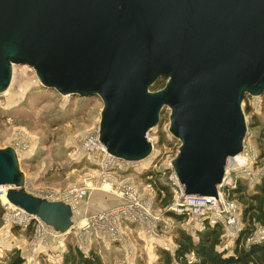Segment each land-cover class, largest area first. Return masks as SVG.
I'll list each match as a JSON object with an SVG mask.
<instances>
[{
  "label": "water",
  "instance_id": "obj_1",
  "mask_svg": "<svg viewBox=\"0 0 264 264\" xmlns=\"http://www.w3.org/2000/svg\"><path fill=\"white\" fill-rule=\"evenodd\" d=\"M13 66L62 97H98L99 142L118 161L150 157L147 135L169 109L184 194L217 199L246 139L243 101L264 95V0H0V94ZM24 184L15 150H0L6 201L70 232L71 207ZM4 214L0 199V229Z\"/></svg>",
  "mask_w": 264,
  "mask_h": 264
},
{
  "label": "rangeland",
  "instance_id": "obj_2",
  "mask_svg": "<svg viewBox=\"0 0 264 264\" xmlns=\"http://www.w3.org/2000/svg\"><path fill=\"white\" fill-rule=\"evenodd\" d=\"M164 85L165 82L159 89L151 91L161 90ZM102 109L98 97H62L41 87L35 72L27 66H13L11 84L5 93L0 94V150L13 148L18 154L28 192L61 193L73 186L88 185L74 217L76 226H81L91 216L86 210L88 206L106 207L113 201L110 195H115L122 180L129 179L140 192L147 191L144 187L148 183L158 189L157 184L165 183V166L172 163L180 146L168 132L170 111L164 108L158 126L149 133L153 139L156 166L153 167L149 160L142 161L139 169L146 171L149 168L146 173L115 169L100 177V169L76 148L84 137L98 131ZM242 110L249 133L247 139L255 149L259 164L264 165V95L257 98L246 96ZM151 173L159 176L151 177ZM152 191L151 211L160 219L158 230L164 232V240L147 243L139 236L140 227L123 223L125 244L97 245L99 250L92 251L100 257L101 264H162L159 253L163 250V243L171 244L168 252L173 253L176 231L186 219L177 223L169 218L166 210L157 203L159 193L153 187ZM192 237L196 240V234ZM62 244V249L57 251L55 240L48 234L38 233L32 225L25 229L18 225L9 226V229L2 227L0 264H7L9 254L14 250L21 253L23 264H62L68 247L77 246L70 232L63 236ZM232 249L233 245L226 251L232 252Z\"/></svg>",
  "mask_w": 264,
  "mask_h": 264
},
{
  "label": "built area",
  "instance_id": "obj_3",
  "mask_svg": "<svg viewBox=\"0 0 264 264\" xmlns=\"http://www.w3.org/2000/svg\"><path fill=\"white\" fill-rule=\"evenodd\" d=\"M247 135H249L248 132ZM247 135L243 142L242 152L234 158H229L226 162L222 183L217 189V199L186 196L171 163H167L164 168L166 182L170 185L174 197L168 210L177 215L185 216L186 220L181 224V227L191 236L203 231L206 226L222 225L221 246L217 247L219 252H228L226 250L234 245L238 233L242 229L241 210L238 203L229 198L230 190L235 188L239 180L245 181L248 187L252 189L264 177V165L259 164L258 156L254 147L249 143ZM147 140L151 143L153 149V139L149 134ZM76 149L79 153L87 155L89 160L100 169V177L115 169L139 174L146 173L149 169L143 171L144 169H139L140 162H123L110 156L99 142L98 131L84 137ZM148 160L153 167L156 166L157 161L154 162L153 152L145 161ZM151 185V183H148L144 187L147 191L140 192L139 188L134 186L129 179L120 181L115 192L118 202L114 206L89 216L81 226L74 224L70 233L74 235L76 248L84 256H88L92 252L93 237L100 239L105 245L125 244L127 238L121 228L123 223L140 227V233L147 243L162 242L164 232L158 230L160 219L151 211L154 199L152 187L157 193H159V190L153 185L151 187ZM24 188L28 192L26 180ZM7 189V187H0V198L3 196L5 199ZM87 190V185H80L73 186L61 193L40 191L32 195L48 201H61L68 204L71 207L74 219L78 212V204L86 195ZM1 204L5 211L3 228L9 229V226L18 225L25 229L27 226L32 225L38 233L48 234L55 240L57 251L62 249L63 236L66 234L54 232L38 218L10 205L6 199ZM262 242H264V225L256 227L253 235L247 240V245H257ZM170 245L163 243V250L167 252L171 250Z\"/></svg>",
  "mask_w": 264,
  "mask_h": 264
},
{
  "label": "trees",
  "instance_id": "obj_4",
  "mask_svg": "<svg viewBox=\"0 0 264 264\" xmlns=\"http://www.w3.org/2000/svg\"><path fill=\"white\" fill-rule=\"evenodd\" d=\"M164 82L157 81L152 90L159 89ZM158 176L156 173H151V177ZM157 185L159 207L166 210L169 218L181 223L185 219L184 216L168 210L174 200L170 185L167 184L166 179L163 185ZM229 198L238 203L242 223V229L234 242L231 254L226 255L225 252L217 250L222 241V225L206 226L203 231L196 234V240L180 227L176 231L174 252L162 250L159 253L162 264H264V242L247 245V240L253 235L256 227L264 225V177L252 189L245 181H237L235 188L229 192ZM7 261V264L24 263L19 250L12 251ZM100 261V257L94 252L84 256L76 247L69 246L62 264H101Z\"/></svg>",
  "mask_w": 264,
  "mask_h": 264
},
{
  "label": "crops",
  "instance_id": "obj_5",
  "mask_svg": "<svg viewBox=\"0 0 264 264\" xmlns=\"http://www.w3.org/2000/svg\"><path fill=\"white\" fill-rule=\"evenodd\" d=\"M112 198H113V201H110L109 202V204L107 203V206L106 207H96L95 205L94 206H92V207H87L86 208V210L88 211V213L89 214H91V215H93V214H95V213H97V212H99V211H102V210H105L106 208H109V207H112V206H114L117 202H118V200H117V198L115 197V195H110ZM109 195L107 196V197H110ZM112 198H108V199H112ZM107 200V199H106ZM107 202V201H106ZM93 213V214H92ZM138 227V226H137ZM139 236H141L142 237V235H141V233L139 232ZM93 240V243H92V251H98L99 249H96L97 248V245H98V247H100V245H102L103 247H110L111 246V244L110 245H105V244H103L102 243V241L100 240V239H97V238H95V237H93L92 238ZM229 254H231V252L230 251H228V252H226V255H229Z\"/></svg>",
  "mask_w": 264,
  "mask_h": 264
},
{
  "label": "bare ground",
  "instance_id": "obj_6",
  "mask_svg": "<svg viewBox=\"0 0 264 264\" xmlns=\"http://www.w3.org/2000/svg\"><path fill=\"white\" fill-rule=\"evenodd\" d=\"M144 161H145V160H144ZM86 185H87V184H86ZM87 187H88V185H87ZM106 188H107V187H106ZM217 196H218V193H217ZM0 199H1V202L4 203V201H5L4 197L2 196ZM73 220H74V219H73ZM74 224H75V222H74Z\"/></svg>",
  "mask_w": 264,
  "mask_h": 264
}]
</instances>
